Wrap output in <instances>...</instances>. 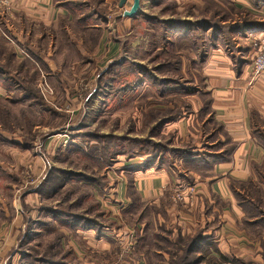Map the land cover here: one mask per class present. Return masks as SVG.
Returning a JSON list of instances; mask_svg holds the SVG:
<instances>
[{
    "label": "rangeland",
    "instance_id": "obj_1",
    "mask_svg": "<svg viewBox=\"0 0 264 264\" xmlns=\"http://www.w3.org/2000/svg\"><path fill=\"white\" fill-rule=\"evenodd\" d=\"M149 1L146 13L138 14L134 23L119 30L123 49L118 64L108 67L103 75L98 71L95 78H80L88 92L79 88L72 95L80 104L76 121L69 125L68 133H63L70 139L65 145L62 142L64 146L60 144L56 153L44 148L45 134H32L31 130L37 123L50 124L51 130L61 131L60 128L65 127L68 114L58 115L57 120L49 114L56 111L52 97L59 103L63 95H54L48 87L49 95L44 97L40 86L48 83L37 77V68L31 62L16 60L18 49L7 39L9 35L1 25L10 4L0 5V82L2 73H7L5 84L28 85L34 92L30 97L37 96L35 87H39L40 97L36 101L38 110H25L17 109L0 96V228L10 223L17 213L19 206L14 203L18 204L22 197L37 188L43 194L41 208L56 209L57 216L64 213L72 220L87 219L93 226H99L95 222H102L98 213L103 212L101 208L98 211L99 204L89 184L97 182L107 187L106 178L101 177L116 164L140 160L148 166L154 164L156 155L163 166L178 174V170L183 172L189 168L177 159L181 153L209 152L208 147L219 143L221 135H214L218 126L211 123V100L202 92L204 80L200 67L214 49L228 53L243 51L244 43L238 32L228 34L227 30L256 19L237 9L236 0ZM104 11L103 16L113 20L114 14ZM188 24L193 27L184 28ZM10 96L12 101H17L25 95ZM45 114L50 115L47 122ZM189 182L186 185L192 186V180ZM238 186L233 188L237 191L236 201L247 210L248 218L259 215L264 219V203L257 207V188ZM175 191L166 193L160 207L142 204L126 211L125 221L133 223L142 218L144 227L141 234L139 229L138 235L134 232L133 236L124 237L126 244L120 239L122 244L112 242L109 251L97 253L93 248L76 243V249L57 250L56 261L68 264H226L207 258L209 254L202 247L193 255L188 251L193 240L204 239L201 236L205 230L214 231L225 225L222 212L230 210V205L215 198V203L206 205L202 216L196 204L174 202ZM69 194L71 203L64 204L69 202ZM167 207L169 213L165 210ZM23 210L29 211L30 206ZM158 215L160 220L156 222ZM202 217L206 219L204 227ZM105 223L113 225L110 220ZM77 224L78 221H74V228ZM29 225L34 226L31 222ZM219 240L223 242L221 237ZM211 245L217 249L214 242ZM42 250L43 257L47 258L44 252L47 249Z\"/></svg>",
    "mask_w": 264,
    "mask_h": 264
},
{
    "label": "crops",
    "instance_id": "obj_2",
    "mask_svg": "<svg viewBox=\"0 0 264 264\" xmlns=\"http://www.w3.org/2000/svg\"><path fill=\"white\" fill-rule=\"evenodd\" d=\"M8 2L10 7L5 12L7 16L1 20V25L9 35L7 39L16 46V50L18 49L15 52L16 60L31 62L32 66L37 68V77L45 79L52 93L63 95L59 97L61 100L59 103L56 97H52L56 111L49 114L56 120L59 118L58 115L68 114L65 127L58 131L51 130L50 124L45 123L43 126L37 123L31 130L32 134L36 132L45 134L44 148L56 153L59 152L60 144L63 142L65 145L70 139L63 133H68L69 125L76 121V110L80 104L72 95L79 91V88L82 92L87 90L81 85L80 78H95L98 71L103 75L108 72V67L118 64L123 49L119 30L122 26L134 23L139 15L133 19L124 18L119 8L120 0H8ZM235 2L237 9L253 15L256 21L252 23L261 27L250 28L244 31V34L238 33L240 41L244 43L243 51L241 49L237 53H228L214 49L208 53L200 67L204 80L202 92L210 98L214 121L224 135L219 137L218 142L224 144L229 139L235 144L230 161L216 164L205 177L193 172L186 174L185 170L183 172L178 170L177 174L166 167L159 168L155 163L147 166L146 162L140 160L122 161L107 175H102L101 178H106L108 182L107 187L97 182L89 184L94 190L92 196L99 204L97 209L98 211L102 209L103 212L98 213L102 222H95V225L99 226H93V222L88 223L87 219H82L75 220L78 224L74 228V220L69 215L62 213L60 217L54 213L58 212L56 209L41 208L44 204L41 197L43 194L38 188L33 189L34 192L26 194L18 204L14 203L19 206L17 213L13 215L10 223L2 224L0 228V264H68L66 261L57 262L55 255L57 250L62 249L66 252L71 248L76 249V243L93 248L97 253L107 252L110 250V244L121 243L120 239L124 240L127 235L131 237L134 232L138 235L139 229L140 234L143 231L141 217L133 223L124 220L127 210L135 209L142 204L160 207L166 193L185 188L191 180L198 194L193 205H197L200 215L203 214L206 205L208 207L215 203V198L229 204L231 208L222 212L224 215L222 214L221 218L225 225L221 229L205 230L201 236L205 243L214 242L217 247L214 250L210 244L200 246L209 254L207 258L222 260L226 264H264V219L259 215L249 219L247 213L245 214L247 210L238 205L237 191L233 189L238 188V184L241 188L251 184L252 188L255 186L259 191L258 209L260 204L264 203V148L253 137L254 130L264 132V77L257 79L251 71L254 56L252 40L264 36V0ZM132 5L133 0H128L124 11H129ZM149 6V0H141L138 14L146 13ZM104 10L114 14L113 20L103 16L106 15ZM2 74L0 96L17 109H39L36 102L40 98L39 87H35L37 98L30 97L29 95H34V92L27 87L28 85L8 86L4 79L8 74ZM42 87L43 85L40 86V90ZM14 93L25 96L12 101L10 95ZM49 114L44 115L45 122L50 120ZM56 141L58 143L54 145ZM68 200L69 202L63 203L70 204L71 196ZM28 206L30 210L24 211L23 207ZM165 210L168 211L169 208ZM174 210L172 207L171 211ZM155 218L156 222L160 220L159 215ZM201 219L204 227L206 219L203 217ZM105 220H110L113 225H106ZM30 222L34 225L33 228L31 225L28 226ZM236 225L239 230H236ZM200 247H196L195 252L202 250ZM42 249H47L44 251L48 255L47 258L43 257ZM75 252L78 254L77 250Z\"/></svg>",
    "mask_w": 264,
    "mask_h": 264
},
{
    "label": "trees",
    "instance_id": "obj_3",
    "mask_svg": "<svg viewBox=\"0 0 264 264\" xmlns=\"http://www.w3.org/2000/svg\"><path fill=\"white\" fill-rule=\"evenodd\" d=\"M188 27H193V25H186L184 26V28H188ZM260 25H254V23H243L242 25H235L234 27H231V31L230 29L227 30L228 34L230 33H239L241 31H246L248 29H252V28H260ZM187 29H185L184 31H186ZM188 32V30H187ZM211 103V101H210ZM214 123L215 125H217L214 121V118L211 120V123ZM218 126V125H217ZM215 136L217 135H222V130L221 128L218 126V131L217 134H214ZM213 135V136H214ZM253 137L256 139L257 143L259 145H261L264 148V132L260 131V130H254L253 132ZM235 149V144H232L229 139L226 140V142L224 144L222 143H217L214 146L208 147L209 152H205V153H181L177 159H181V161L186 164L189 168L186 169V174H189V172H193L201 177H205L207 175H209L211 173V171L213 170L214 166L216 164H221V163H225L230 161V157L233 153ZM154 162L156 165H158L159 168L161 167H166L163 166L161 162H159L158 156L155 155L154 157ZM161 160V158H160ZM152 164V163H151ZM185 170V169H184ZM248 188H252V185L249 184V186L246 187ZM46 191L48 189H45ZM39 192L41 193V190H39ZM56 214H58L57 212H54ZM63 216H65L63 214ZM71 218V217H70ZM75 221V220H74ZM203 244H212V243H205V240L202 239V241L200 239H195L193 240L190 249L188 251L189 254H192L193 252H195L196 247H200ZM193 255V254H192Z\"/></svg>",
    "mask_w": 264,
    "mask_h": 264
},
{
    "label": "built area",
    "instance_id": "obj_4",
    "mask_svg": "<svg viewBox=\"0 0 264 264\" xmlns=\"http://www.w3.org/2000/svg\"><path fill=\"white\" fill-rule=\"evenodd\" d=\"M8 4V0H0L1 6L6 7ZM252 45L254 49V56L251 63V71L252 75L258 79L264 77V36L253 39ZM41 92L42 95L46 97V95H49L50 89L47 85H43ZM174 194V202L193 206V201L196 196V187L186 186L183 189H176Z\"/></svg>",
    "mask_w": 264,
    "mask_h": 264
},
{
    "label": "water",
    "instance_id": "obj_5",
    "mask_svg": "<svg viewBox=\"0 0 264 264\" xmlns=\"http://www.w3.org/2000/svg\"><path fill=\"white\" fill-rule=\"evenodd\" d=\"M128 0H120L119 8L123 9L127 5ZM141 9V0H133V5L129 11H124L123 17L133 19L135 18Z\"/></svg>",
    "mask_w": 264,
    "mask_h": 264
}]
</instances>
